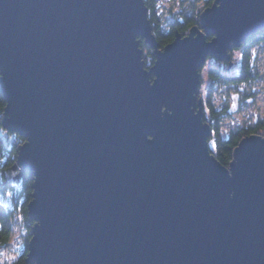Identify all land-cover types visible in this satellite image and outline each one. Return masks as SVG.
Segmentation results:
<instances>
[{
  "label": "water",
  "instance_id": "1",
  "mask_svg": "<svg viewBox=\"0 0 264 264\" xmlns=\"http://www.w3.org/2000/svg\"><path fill=\"white\" fill-rule=\"evenodd\" d=\"M262 30L264 0H213L159 49L144 0H0L1 131L33 175L26 261L264 264V136L220 164L197 98L206 57Z\"/></svg>",
  "mask_w": 264,
  "mask_h": 264
},
{
  "label": "trees",
  "instance_id": "2",
  "mask_svg": "<svg viewBox=\"0 0 264 264\" xmlns=\"http://www.w3.org/2000/svg\"><path fill=\"white\" fill-rule=\"evenodd\" d=\"M197 1L199 0H178V3L173 2L165 6L161 5L162 3L160 4V1L157 0H144L152 33L159 49L171 42L176 33L185 34L190 27L199 25L198 15L201 8L194 4ZM212 1H206L205 6L211 5ZM185 4L188 5L184 7ZM209 39L211 38L209 37L207 40ZM250 41L251 43L242 50V65H246L247 70L250 68L251 62H253L252 58H255L252 50L258 48L259 44L264 42V31L258 34V38L254 37ZM141 46L144 49V63L152 64L154 57L151 50L143 44L142 40ZM256 57L255 61L257 64L259 53ZM253 65L255 64L253 63ZM246 74L250 75L251 78L241 81L249 83L256 78L254 70L247 71ZM207 75L210 84L206 88L205 99L207 100L206 109L211 120L215 114V106L211 97L214 94L213 87L232 83V80L228 78L226 73L214 68L209 69ZM199 93L197 96L201 97ZM4 107L5 100L2 98L0 90V116ZM208 117L203 113L204 121H208ZM209 126V151L220 164L227 166L231 160L233 148L238 144L242 135L248 132L243 133V131L233 130L224 138L219 132L217 123L209 121ZM2 133L0 130V251L9 246L15 230L19 232V249L12 262L0 264H29L26 261L27 245L31 238L33 222L29 220L28 203L31 200L33 175L30 170L19 172L18 168L13 167L16 162L18 147L25 141V138L17 133L7 132L3 135Z\"/></svg>",
  "mask_w": 264,
  "mask_h": 264
},
{
  "label": "flooded vegetation",
  "instance_id": "3",
  "mask_svg": "<svg viewBox=\"0 0 264 264\" xmlns=\"http://www.w3.org/2000/svg\"><path fill=\"white\" fill-rule=\"evenodd\" d=\"M157 1H160V4L162 3V0H157ZM206 1H208V0L197 1L199 3V5L201 4L202 8L197 5L198 3L194 2V4L197 7H200L202 10H204L205 8L210 6V5L207 7L205 6ZM161 5H165V4H161ZM201 11L199 13H201ZM167 16L171 18L170 15L167 14ZM198 24H199V21H198ZM250 43H251V41L243 42L242 44H240L236 48H234V47L231 48L229 50L230 56L228 57V59L219 60L215 56H211V57H208L206 59V61L209 59L213 60L215 66L212 65L211 67L214 69H218L221 72L223 71L224 73L227 74L228 78H230L232 80V83H227V85L233 86L232 92H231V95L229 98L230 103L226 102L224 105L220 106L218 109L215 107L214 118L212 117V119L210 120L211 117L207 116L208 121H206L208 124H209V121L210 122L214 121V123H217L219 125V132H220L221 136L224 138H225V136H228L229 132H231L233 130L241 131V132L243 131V133L248 132L247 134H243L242 137H245V136L251 135V134H256V135L262 136L261 134L264 133V119L261 117H258L257 114L253 115L252 120H250L251 118L248 117L246 119L244 118V120H242V122L240 121L237 125L235 124L234 126H231V127L223 126L224 125L223 118H225V119L229 118L232 115V113L245 109L248 104H251L253 102V99L255 97L254 96L255 92L253 91V89H251L249 91L245 88V84H248V83L241 81V80H247V79L251 78L250 75L248 76L246 74L247 71L254 70L255 73L257 71H259L258 70L259 65L258 64L253 65L254 62H251L250 68L248 70H247L246 65H242V57H243L242 48H245ZM259 45H261V46L264 45V42H261ZM261 46H259L257 49L259 50ZM234 53H237V58H233ZM204 63H203V65H204ZM146 65H149V64H146ZM203 65L200 68L201 70H202ZM211 67L209 69H211ZM209 84L210 83L208 82V85ZM227 85H225V86H227ZM232 99L234 102H236L234 104L235 109H233L232 111H229V108L232 106V102H231ZM227 100H228V98H227ZM209 128H210V126H209ZM207 142H208V139H207Z\"/></svg>",
  "mask_w": 264,
  "mask_h": 264
},
{
  "label": "rangeland",
  "instance_id": "4",
  "mask_svg": "<svg viewBox=\"0 0 264 264\" xmlns=\"http://www.w3.org/2000/svg\"><path fill=\"white\" fill-rule=\"evenodd\" d=\"M174 1L178 3V0H162V4L168 5V3L172 4ZM187 5L188 4H185L184 7ZM197 5L202 8L201 4L199 5L198 3ZM139 47L142 50L141 40H140ZM258 53H259V60L257 64L259 65V68H258L259 71L256 72V78L253 80V82H249L248 84H245V88L247 90L250 91L251 89H253V91L255 92V95H254L255 97L253 99V102L251 104H248L245 109L232 113V115L229 118H226V119L223 118V122H224L223 126L231 127V126H234L235 124L237 125L240 121L242 122L244 118L246 119L248 117H250L251 118L250 120H252V117L255 114H257L258 117H261L264 119V45L260 47V49L258 50ZM142 58H143V53H142ZM233 58H237V53L233 54ZM212 65H214V62L213 60L209 59L205 61L202 67V70L200 71V84H199L200 93L199 94L201 95L200 98H203V99H200L203 102L201 104V108H202L203 113L206 116H209V113L206 109L207 107L205 106V102H204L205 97H206V88L209 82L207 71ZM225 85L223 84V85H218V86L213 87L214 95H213L212 101H213L214 106L217 109L220 106L224 105L226 102L230 103L229 98H230L233 86L232 85L225 86ZM261 135L264 136V133ZM18 244H19V232L18 230H15L13 233V238L9 246L6 249L0 251V263L12 262L15 255L18 253V249H19Z\"/></svg>",
  "mask_w": 264,
  "mask_h": 264
},
{
  "label": "bare ground",
  "instance_id": "5",
  "mask_svg": "<svg viewBox=\"0 0 264 264\" xmlns=\"http://www.w3.org/2000/svg\"><path fill=\"white\" fill-rule=\"evenodd\" d=\"M145 3V2H144ZM211 6V5H210ZM199 15H200V13H199ZM199 15H198V21H199ZM147 16H148V13H147ZM150 26H151V24H150ZM194 26H197V25H194ZM199 26V25H198ZM189 30V29H188ZM264 30H262V31H257V32H255L252 36H250V37H248V38H245L244 40H242L241 41V43L240 44H242L243 42H247V41H250V39H253L254 37L255 38H258V34L260 33V32H263ZM151 32H152V27H151ZM153 34V33H152ZM177 34H180V33H177ZM188 34V31L185 33V34H180L181 36H186ZM153 36H154V34H153ZM211 38L212 36H208L207 37V39L208 38ZM154 38H155V36H154ZM209 40H211V39H209ZM142 42H143V40H142ZM148 46V45H147ZM248 46V45H247ZM149 47V46H148ZM234 48H236L235 46H233ZM233 47H231V48H233ZM230 48V49H231ZM149 49L153 52V50L149 47ZM229 49V50H230ZM245 48H242V50H244ZM229 50H228V54H229ZM142 51H144L143 50V48H142ZM253 52H254V54L253 55H255V58H257L256 57V55H258V50H257V48L256 49H253L252 50ZM143 53V52H142ZM153 55V54H152ZM230 55V54H229ZM208 57H211V56H207L206 57V59L208 58ZM255 58L253 57L252 59H253V62H254V64H256V61H255ZM206 59H205V61H206ZM144 60V59H143ZM204 61V62H205ZM144 65H145V67H148V66H151V64H149V65H146L145 63H144ZM203 65V64H202ZM198 73H199V76H200V68L198 69ZM214 95V94H213ZM213 95L211 96L212 98H213ZM3 98V97H2ZM197 98H198V96H197ZM200 99H203V98H200ZM205 106H207V100L205 99ZM231 102H232V104H235L236 102H233V99L231 100ZM203 102L200 100V104H202ZM2 115H3V113L1 114V116H0V118L2 119ZM209 125V124H208ZM1 127H2V122H1ZM1 127H0V130H1ZM2 132L4 133V131L2 130ZM11 133H13V132H11ZM210 134V133H209ZM208 144V143H207ZM208 147H209V144H208ZM211 153V152H210ZM212 154V153H211ZM213 155V154H212ZM17 168V167H16ZM20 171H22V170H20Z\"/></svg>",
  "mask_w": 264,
  "mask_h": 264
}]
</instances>
